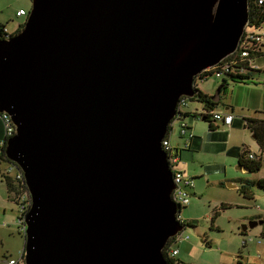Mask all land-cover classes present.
Masks as SVG:
<instances>
[{
	"label": "water",
	"instance_id": "95a60500",
	"mask_svg": "<svg viewBox=\"0 0 264 264\" xmlns=\"http://www.w3.org/2000/svg\"><path fill=\"white\" fill-rule=\"evenodd\" d=\"M248 23V0H32L0 36L6 153L32 197L27 264H175L163 249L184 226L163 141Z\"/></svg>",
	"mask_w": 264,
	"mask_h": 264
},
{
	"label": "rangeland",
	"instance_id": "374dc122",
	"mask_svg": "<svg viewBox=\"0 0 264 264\" xmlns=\"http://www.w3.org/2000/svg\"><path fill=\"white\" fill-rule=\"evenodd\" d=\"M20 6H25L29 12L32 0H0V15L9 17L6 22L11 31L19 26V22L27 18V15L23 17L16 15V10ZM260 43L263 44L261 49L264 50V40ZM253 64L262 69L261 72L254 73L255 81L259 84L235 86L232 83L224 91V76L214 74L199 82V89L211 94L215 101H219L220 97L221 100L226 98V101L236 104L238 110L240 109L238 104L242 106L247 104L257 106L259 111H264V56L253 61ZM188 104L198 108L199 111L202 109V105L197 101H189ZM186 107L184 106L185 109ZM219 107L224 108L225 105L220 102ZM256 111V109H250L247 113L258 115ZM259 115L263 116V114ZM187 119L189 122L196 120L197 130L199 126L206 125L199 117L188 116ZM179 126V122L173 123L174 131L171 133L173 140L179 137ZM209 133L210 131L206 130L207 137L211 136ZM215 136L220 142H229L230 145L235 142L239 144L246 142L252 153L261 155L253 134L243 126L228 128L221 125ZM209 153L213 152L202 150L197 152L196 159H191L186 157L188 153L185 152L186 159L179 162L190 176H194L195 172L201 174L195 180V187L189 189L190 203L180 212L181 217L193 221L191 226L183 229L184 236L176 243V246L182 249L180 256L185 260V264H264V238L261 236L263 224L259 223L255 227L248 228L245 236L240 232L242 225L250 220L264 219V189H259L261 191L257 192L256 199L249 200L238 191L237 187L228 185V180L234 177L264 178V155L260 171L249 172L238 169L237 160L234 157L225 156L219 152L211 156ZM210 158L220 162L221 166L216 168L218 162L210 163V166L206 165L207 163L202 165L200 160L207 162ZM223 161L227 162L226 167ZM7 192V186L0 175V260L10 254V256L18 257L19 250L25 245L26 236V232H19L18 207L9 202ZM223 203H228L229 207L222 208ZM215 211L219 213L213 220ZM187 235L188 238H185ZM244 239H247L246 246L243 243ZM205 241L212 243V247L205 246Z\"/></svg>",
	"mask_w": 264,
	"mask_h": 264
},
{
	"label": "trees",
	"instance_id": "16d2710c",
	"mask_svg": "<svg viewBox=\"0 0 264 264\" xmlns=\"http://www.w3.org/2000/svg\"><path fill=\"white\" fill-rule=\"evenodd\" d=\"M249 2V23L245 34L242 38V41L246 40L245 36L247 32L250 30H260L264 29V3H259V0H248ZM24 25V24H23ZM23 25H20L21 28L17 32H19ZM7 24L0 23V36H8L7 32L4 30V27ZM248 44L246 46L249 49V54L247 56L242 55V51L244 48L239 47L236 52L229 54L224 59H222L218 64L210 67L209 69L203 70L196 78L195 83V91L196 94L193 97L183 96L181 99V104L179 106V111L182 116H196V113L186 110L184 106L189 105V101H197L199 104L202 105L201 117L204 118L211 130H216L219 127L214 123L215 120V113L216 109L219 107V102L215 101L209 93L199 89L198 83L199 81H203L211 77L216 73H220L223 75V83L225 84V89L230 84H259V82L255 81V72H261V68L255 67L253 61L258 58L264 56V50L261 49L263 46L262 43H257L252 39H247ZM259 114H263V116L254 115L252 117H244V124L251 133L253 134L256 142L259 145L261 155L257 153H252L248 147H243L241 152L239 153V165L242 167L247 168L249 172H258L263 166V155H264V111H257ZM186 118H178L176 121L179 122L180 127L185 123L184 120ZM185 129H189V126L182 127ZM173 130L172 125L169 126V132L166 135V139H170L171 131ZM3 138V137H2ZM194 136H192V139ZM6 144H0V175L2 177V181L7 186V191L9 197L12 198L11 200L17 205V201L14 198V192L19 191V189L25 188L27 189V184H25L24 180L18 179L16 177L17 171H20L18 164L14 161H11L6 153ZM192 146V142L190 146ZM250 154H253L254 157L251 158ZM258 189V190H257ZM259 189H264V178L259 179H247V178H240L239 179V192L244 195L245 198L252 200L256 199L257 192L261 191ZM263 192V191H262ZM31 194V193H30ZM186 207V205H182V208ZM225 205L222 206L224 208ZM180 210V211H181ZM218 211H215V215L213 220H215L216 216L218 215ZM258 219V218H257ZM263 220V229L261 231V236L264 238V219ZM181 224L184 226L183 228L186 229V226H191V220H181ZM214 228V226L212 227ZM20 230V228H19ZM248 230V229H247ZM247 230H243L241 227V234L243 236L247 235ZM22 233V232H20ZM25 236V235H24ZM177 237H171L165 248L163 249V253L165 257L170 261L174 262L175 264H185L181 260H178L177 257H171L170 251L173 249L175 241ZM244 246H246L247 239L243 240ZM211 247V243L208 244ZM23 250V248L21 249ZM19 251V255L20 252ZM10 257V256H9Z\"/></svg>",
	"mask_w": 264,
	"mask_h": 264
},
{
	"label": "crops",
	"instance_id": "0c3cea01",
	"mask_svg": "<svg viewBox=\"0 0 264 264\" xmlns=\"http://www.w3.org/2000/svg\"><path fill=\"white\" fill-rule=\"evenodd\" d=\"M11 4H12V2H11ZM21 9H25L26 10L25 6L18 7L17 10H16V15L17 16H18V14H17L18 11H20ZM23 16H25V15H23ZM23 16H20V17H23ZM8 19H9V17H5V16L0 15V23L1 24H7L6 21ZM199 82H202V81H199ZM250 84H254V83H250ZM234 85L235 86L236 85L242 86V85H248V84H234ZM226 89L224 88L223 90L225 91ZM221 99L222 98L220 97V100L218 102L219 103L222 102V105H225V107L224 108L218 107L216 109V112H223L225 114H229V113L233 114L234 115V120H233L231 125L230 124L226 125L222 121L214 120V123L219 128L216 129V130H211L209 124L206 121H204L203 117H201V112H203V110L201 109L199 111L198 108H193L192 105L189 104V105H187L186 110H189L191 112L196 113V116H189V117H192V118L199 117L202 121L205 122L206 125L204 127L203 126L202 127L199 126V128L197 130V128H196L197 127L196 120L194 122H189L188 119L186 118L184 120V122L189 126V129H187V134L182 136V132H181L180 126H179V132H180L179 133V137H178L177 140H173L172 137H170L171 143L174 146L180 147V149H181V160L186 159V158H184L185 157V154H184L185 152L188 153L186 155V157H190L191 159L192 158L196 159L197 156H198L197 152H201L202 150H204L205 152H213V153H218L219 152V153L225 154V156H231V157L236 158L237 164H238V169H241V170L245 169L246 170L247 168L240 166L238 161H239V153L241 152V149L243 147H248L250 149V146L248 145V143L241 142V144H239L238 142H235L233 145H230L229 142H220V140H218L215 135H216V132L220 129L221 125L227 126L228 128L229 127H233V126H243L244 129H248L247 127H245L246 123L244 124V122H245L244 117H252V116L255 115V114L249 115L247 113L248 111H250V109H252V110L256 109L257 111H259L260 109H258L257 106H250V105H247V104L242 106V104H238V107L240 108L238 110L236 104H233L230 101H226V98L223 99V100H221ZM257 111H256V113H257ZM206 130L210 131V133H209L211 135L210 137H207V134H205ZM189 134H192L194 136V138L190 139L189 138ZM3 136H4V123L0 119V140L2 139ZM190 140H192V141H190ZM191 142H192V146L191 147L186 146L187 143H189V145H190ZM213 153H209V154H211V156H212ZM200 161H201L202 165L207 163L206 165H208V166H210V163L218 162L214 158H210L209 160H207V162H206V160H200ZM223 162L225 163L224 166L226 167L227 166V162L226 161H223ZM182 164H184V163L182 162ZM220 166H221V164H220V162H218V164L216 165V168H218ZM179 168L182 169V171L184 172L186 177L191 178L193 180V183H195V180L198 177V175H201V174H197L198 172H195V173H193L194 176H190V174L187 172L186 168H183L181 166V163H179ZM246 171H248V170H246ZM240 178H245V177H237V178L234 177V178H231L230 180H228V185L231 186V187L239 188V179ZM253 179H259V178H253ZM222 183L223 182H221V184ZM194 187H195V184L193 186H191L190 188H194ZM189 189H188V191H189ZM189 193H190V191H189ZM11 199L12 198H10L9 194H8V200H10L9 202H11L13 204V206L16 205L14 203V201L11 200ZM190 201L191 200L189 199V202L186 205H188L190 203ZM223 205H226L225 208L229 207L228 203H223ZM180 219L181 220H187L186 218L181 217V215H180ZM19 232H20V230H19ZM182 236H184V235L182 234L181 236H177V239L175 241V244H174L173 248H178V246H176V243L182 238ZM186 237L188 238V235L185 236V238ZM209 243L210 242H206L204 245L207 246V247H210V246H208ZM24 247H25V245H24ZM211 247H212V243H211ZM181 253H182V249H179V252H178L176 257H177L178 260H181L182 262L186 263L185 260L182 258V256H180ZM10 255H5L0 261L5 260Z\"/></svg>",
	"mask_w": 264,
	"mask_h": 264
},
{
	"label": "built area",
	"instance_id": "2783aa9c",
	"mask_svg": "<svg viewBox=\"0 0 264 264\" xmlns=\"http://www.w3.org/2000/svg\"><path fill=\"white\" fill-rule=\"evenodd\" d=\"M259 3H261V4L264 3V0H259ZM17 14H18V16H23V15H28V12L25 9H21L20 11H18ZM4 30L7 32V34H9L8 36L11 35V31L9 30V28L7 26L4 27ZM245 39L246 40H244V41H242V39H241L240 44L238 46V49H239V47L244 48L242 51L243 56H247L249 54L250 48H248L246 46V44H248V43H246L247 39L248 40L252 39L254 41H257V43L259 44L262 40H264V29H260V30L255 29V30L248 31L247 35L245 36ZM255 67H257V66H255ZM216 74L220 75V73H216ZM0 119L4 123V136L0 140V144L3 145L5 143L7 145L8 139L17 132V127H16L15 123L13 122L11 115L7 112H1L0 113ZM215 120L222 121L226 125H228V124L231 125L233 120H234V115L230 114V113L225 114L223 112H216L215 113ZM185 126H187L186 123H184L182 125V127H185ZM182 127H180V130L182 132V136H184L185 134H187V129L182 128ZM172 131H171V133H172ZM192 136H193L192 134H189L190 139L192 138ZM190 141H192V140H190ZM186 146H190L189 143H187ZM163 147L168 152L170 165H171V168L173 169V172H174V180H175L176 185H177L174 192H173V197H174V200L178 203V205H180V207H182V205H186L189 202V199H190L189 194L190 193H189L188 189L191 186H193L194 183H193V180L191 178L186 177L184 172L182 171V169L179 168V162L181 161V149H180V147L172 145L171 140L166 139V138L163 141ZM250 157L253 158L254 155L250 154ZM16 177L18 179H21L22 181L24 180L25 184H27L24 172L21 169H20V171H17ZM14 198L17 201L18 215H19V219H18L19 228H21L20 231L25 233L26 232V216H27V213H28V211L31 207V204H32V197H31L30 191L28 189V186H27V189H25V188L19 189V191L16 192V194L14 192ZM178 252H179V249L174 248L170 251V256L174 257L178 254ZM25 255H26V249L24 247L23 250H21L20 255L18 257L10 256V257L6 258L5 260L0 261V264H27Z\"/></svg>",
	"mask_w": 264,
	"mask_h": 264
},
{
	"label": "flooded vegetation",
	"instance_id": "af4514ba",
	"mask_svg": "<svg viewBox=\"0 0 264 264\" xmlns=\"http://www.w3.org/2000/svg\"><path fill=\"white\" fill-rule=\"evenodd\" d=\"M19 23H20V25H23L24 21L19 22ZM20 25L15 30L11 31V34L17 32L19 30V28H21Z\"/></svg>",
	"mask_w": 264,
	"mask_h": 264
},
{
	"label": "bare ground",
	"instance_id": "6f19581e",
	"mask_svg": "<svg viewBox=\"0 0 264 264\" xmlns=\"http://www.w3.org/2000/svg\"><path fill=\"white\" fill-rule=\"evenodd\" d=\"M183 234V232H180V233H178L177 235H175V237H177V236H181Z\"/></svg>",
	"mask_w": 264,
	"mask_h": 264
},
{
	"label": "clouds",
	"instance_id": "9594fccd",
	"mask_svg": "<svg viewBox=\"0 0 264 264\" xmlns=\"http://www.w3.org/2000/svg\"><path fill=\"white\" fill-rule=\"evenodd\" d=\"M28 14H29V12H28ZM28 16V15H27ZM26 20V19H25ZM25 20H24V22H25ZM24 24V23H23ZM24 26V25H23ZM8 27V26H7ZM209 69V68H208ZM172 126H173V124H172ZM171 137V136H170ZM174 249V248H173ZM177 256V255H176ZM176 256H174V257H176Z\"/></svg>",
	"mask_w": 264,
	"mask_h": 264
}]
</instances>
